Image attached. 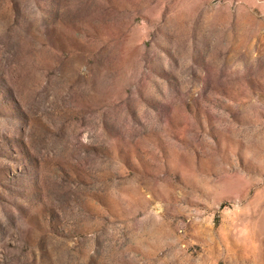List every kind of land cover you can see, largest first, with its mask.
Masks as SVG:
<instances>
[{
    "label": "rangeland",
    "instance_id": "1",
    "mask_svg": "<svg viewBox=\"0 0 264 264\" xmlns=\"http://www.w3.org/2000/svg\"><path fill=\"white\" fill-rule=\"evenodd\" d=\"M0 264H264V0H0Z\"/></svg>",
    "mask_w": 264,
    "mask_h": 264
}]
</instances>
